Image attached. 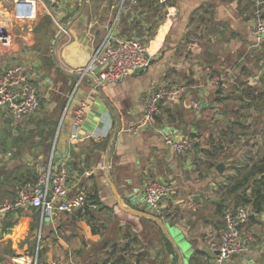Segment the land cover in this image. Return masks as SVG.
<instances>
[{"label":"crops","instance_id":"1","mask_svg":"<svg viewBox=\"0 0 264 264\" xmlns=\"http://www.w3.org/2000/svg\"><path fill=\"white\" fill-rule=\"evenodd\" d=\"M130 1L121 13L118 31L122 36L147 37L153 61L146 70L107 84L101 90L95 84V76L80 69L90 63L94 49L102 41L106 27L113 22L122 0H90L89 7L63 34L56 55L70 73L56 65L53 47L50 54L44 51L47 42L53 44L59 33L56 24L52 27L56 33L48 37L46 45L35 34L39 20L34 21L24 34L16 35L17 53L7 60L11 64L29 65L32 79L39 88L41 103L35 113L21 122H16L8 111L0 114V176L8 175L7 183L0 184L4 189L0 190V203L16 198V182L20 189L34 181L38 175L37 162H46L54 150L55 162L67 159L71 169L69 197L81 196L83 206L76 213H57L49 221L45 220L44 225L51 232L53 225L68 230L69 223H76L85 226V232L92 236L84 238L81 235L82 241L76 232L71 231L80 242L70 245L59 237L57 244L49 243L46 249L42 246L43 260L63 264H214L215 253L211 246L219 242L223 233V217L213 210L206 216L201 212L195 216L187 203L191 196L197 207L203 206L215 185L214 172L208 175L207 181L197 180V184H192L198 185L196 190L193 188L182 195L185 185L193 181L192 176L191 181H188L189 177L184 179V174L192 172L185 168L200 164L196 158L205 155V146L178 155L164 141L166 134L177 137L193 134L203 142L209 133L223 130L229 123L232 129L239 128L245 120L243 110H248L244 108L252 110L261 103L254 96L260 91L263 56L257 52L262 46L259 49L253 47L252 2L174 0L168 3L167 0H153L154 6L163 9V17L154 24L149 18H153L155 8L148 5L147 0H137V4ZM66 15L69 16L67 24L74 14ZM95 26L97 28L93 30ZM49 58L54 65L50 64ZM175 83L189 86L182 101L165 103L153 127L142 128L135 134L131 132L129 127L142 119L144 95L158 85ZM250 91L253 94L249 96ZM83 101L85 106L82 108ZM192 101H197L198 105H193ZM81 108L82 133L78 140H72L75 116ZM40 123H44L42 136L38 130ZM215 124L217 130L213 129ZM244 151L235 148L232 156H239ZM19 153L20 164L25 167L16 163L15 167L20 171L17 175L5 162L11 165ZM231 171L225 169L220 178L225 180L226 173ZM156 179L178 185L182 196L179 200L185 201L182 207L187 209L185 218L176 219L171 225L167 224L169 220L163 222L167 231L145 215H155L148 206L132 203L129 199L130 194L142 191L145 181ZM7 185L13 190L8 191L9 186L5 190ZM95 196L100 204L93 200ZM22 210L21 217L19 212L14 218L15 212L0 217V258L11 257V251L18 255L22 251L18 243L26 246L23 248L29 253L34 240L30 239V244L27 237L30 233L35 234L38 225L41 228L40 215L39 220H34V212L32 217L27 214L33 209ZM97 218H114L111 221L115 225L103 222V229L98 230L91 224ZM116 220H120L119 226ZM260 221L264 223V210L251 218L255 235L262 227ZM34 224L37 226L32 229ZM106 230L107 233L103 234ZM135 234L138 241L133 237ZM121 235L126 242H119ZM177 236L190 246L189 251L179 246ZM164 237L174 251L169 250ZM152 242L162 244L160 252L159 248L150 250ZM256 243L255 251L234 256L225 264H247L248 259L253 260L252 264H264V240ZM37 245V248L41 247L40 240ZM8 246L10 251L5 250ZM135 252L136 257L130 255Z\"/></svg>","mask_w":264,"mask_h":264},{"label":"built area","instance_id":"2","mask_svg":"<svg viewBox=\"0 0 264 264\" xmlns=\"http://www.w3.org/2000/svg\"><path fill=\"white\" fill-rule=\"evenodd\" d=\"M68 0H0V114L8 111L16 122H21L35 113L40 107L41 99L38 86L34 83L29 65L9 63L7 58L17 53L16 34L12 28L20 22L29 23L38 20L42 10H45L56 22V25L66 32L51 7L63 10ZM129 0H122L113 22L106 27L100 44L94 49L90 63L80 69L90 73L101 87L123 80L129 75L146 70L153 61L148 40L145 36H122L118 31L121 13ZM137 4V0H131ZM253 47L260 48L264 43V0H255L253 6ZM189 92V86L183 83L158 85L144 95L142 99L143 116L140 122L129 127L134 134L142 128H151L162 106L167 102L180 103ZM72 98V97H71ZM70 98V99H71ZM198 105L197 101H192ZM85 102H82V108ZM82 108L75 116V131L72 140H78L82 131ZM199 138L192 134L176 136L165 135V145L178 155H186L195 149ZM223 150L228 144L222 145ZM253 155L254 149L251 147ZM52 150L49 159L39 160L36 164L37 178L24 184L15 199L0 204V217L18 208H35L40 213L41 229L46 217L53 218V213L73 212L83 205V198L69 197L71 169L67 159L58 163ZM247 161V160H246ZM175 186L164 180H148L143 183L142 191L130 194V201L143 203L162 220H166L165 200L171 199ZM256 214L253 208L246 204H235L224 210L225 227L218 243L211 246L215 253L214 264H225L234 256H245L255 251L257 237L251 228V218ZM219 252V254H216ZM22 260V261H21ZM12 263L0 264H63L54 260H43L40 247L30 261L23 257ZM247 264L253 260L248 259Z\"/></svg>","mask_w":264,"mask_h":264},{"label":"rangeland","instance_id":"3","mask_svg":"<svg viewBox=\"0 0 264 264\" xmlns=\"http://www.w3.org/2000/svg\"><path fill=\"white\" fill-rule=\"evenodd\" d=\"M252 2V8H251V16L253 13V6H254V0H251ZM51 10L53 11V13L55 14V16L57 17L58 21L61 22V24L64 23V28L66 27L65 24L67 22V20L69 19V16L64 14L63 12L58 11L56 8H54L53 6L51 7ZM107 12L105 11V14ZM163 13V9H160L158 11H154V16L153 18H149L151 20L152 23H156L162 16ZM42 17L45 16L47 18H50V20L53 22V25L56 24L55 20L45 12V10L41 11ZM40 17V16H39ZM41 17V18H42ZM163 17V16H162ZM41 18H38V20L40 21ZM95 18V17H94ZM36 20V22L38 21ZM38 21V22H39ZM32 24H34V22H29V23H24V22H20L18 24H16L14 26V28H12V31L14 33V35H19L20 33L24 34L23 32L29 30L32 27ZM52 26L47 27V30H45V28L38 26L36 27V37L38 40H43V45H46V41L48 40V37H52L53 33H56V31H54L52 29ZM98 25V24H97ZM96 25V26H97ZM94 27L93 30H95L97 27ZM58 31L60 32L62 29L60 27H57ZM34 29V26H33ZM68 30V29H67ZM66 30V32H67ZM65 31L63 32L66 33ZM140 32V31H139ZM105 33V30H104ZM103 34V33H102ZM143 35H147L145 33H140ZM56 35V34H55ZM104 35V34H103ZM63 36V35H62ZM61 36V38H62ZM142 36V35H140ZM61 38L59 39V42L61 40ZM58 42V44H59ZM262 49L257 50V52L260 53V55L263 56V61H262V65L260 67L261 69V75H260V81L261 83L259 84L260 86V92L264 91V43L261 45ZM51 47H53V44L50 42H47L46 48L44 49V51L46 53L51 52ZM255 49H259V48H255ZM258 53V54H259ZM252 72H254V70H252ZM244 109H248V110H243L244 116H245V120L244 123L241 124V127L237 128V127H229L231 126L230 123L228 124V126H225V129L223 130H219V131H214L211 134L209 133L208 137L205 136V140L202 142L201 139H199L198 143L195 146V149H197V151L199 150V148H202V146H205V155H202V157L200 158H196L197 161L200 162V164L198 163L197 167H192L190 166H186V170L190 171L192 170V172H189L188 174H184V179L188 178V181H191V176H192V182H190L189 184L185 185V191L182 192V195L187 194L188 192L193 191V188L196 190L198 185H192V184H197V180L200 181H207L208 179V175L211 174L212 172H214L213 178L215 185L213 190L211 191L208 200L206 199L203 203H202V207H197L194 200L191 198V196H189L190 199L188 200V204L190 206L189 210L190 212L193 213V215L198 216L200 214V212L203 215H207L209 212H213L215 214H219L223 217V222H224V215L220 214L222 211H220V209H222V207L225 209L227 207H230L232 205L237 204L238 202L236 201V196L235 194H232L229 189L231 187V185L235 182L236 178L241 177L243 174H245L246 172H248V170L252 167V165L256 162H260L261 160L264 159V112L262 111V103H260L256 108L254 109H250V108H244ZM217 124L214 125V130H217L216 127ZM228 127V128H227ZM218 133L220 135H218ZM196 137H198L197 135H195ZM223 144H228V149L227 150H223L222 149V145ZM251 147H253L254 149V154H252L251 151ZM235 148H240L245 150L243 154L241 155H237V156H232V152L234 151ZM193 150V151H194ZM1 151V149H0ZM1 154V152H0ZM198 154V152H197ZM1 156H0V160H1ZM225 161V163L223 162L225 168L224 170H229L231 169V173H226V177L225 176V180L221 179L219 175H221V173L219 174L217 170V168L215 167L216 165H218V163L220 164V161ZM247 160V161H246ZM16 163L18 164L19 167H25L23 164H20V153H19V157H17L16 161L14 163H12L11 165H9V162H5V165L7 167H9V170H12L15 172V174H19L20 171L17 170V168L15 167ZM5 166V167H6ZM193 168V169H192ZM223 174V173H222ZM230 174V175H229ZM8 176V175H7ZM238 176V177H236ZM229 180H231V182H229ZM11 182V181H10ZM15 183V182H14ZM17 189L15 192H18V187L20 186L19 183H17ZM176 184V183H175ZM9 185L5 186V190H7V187ZM175 186V193L172 194V199H167L165 200V204H166V211L168 213H166V217L167 219L165 221H168L167 224L171 225L172 222H176V219H181V218H185V212L187 209H185V207H182L183 203H185V201H180L179 199H181V194L178 191V185H174ZM10 189L8 191L13 190V187L9 186ZM12 188V189H11ZM0 190H4L3 188L0 187ZM247 194L249 197H251L252 195V189L249 188L247 190ZM200 198V196H198V199ZM14 198H9L5 201H2L0 204L4 203V202H10L12 201ZM179 200V201H178ZM178 201V202H177ZM200 202V200H198ZM240 203V202H239ZM238 203V204H239ZM242 204V203H240ZM246 205H250L253 208V205L248 202L246 203ZM83 206V205H82ZM82 206H80L79 208L75 209L73 212L76 213ZM30 210L33 208H29ZM211 209V210H209ZM78 210V211H77ZM213 210V211H212ZM34 212V210H31L29 214L31 217L33 216L32 213ZM220 212V213H219ZM254 212V210H253ZM110 216H115V215H110ZM114 219V218H113ZM107 220V219H93V221L91 222V224L97 228L98 230H102L103 229V224L105 222H107L109 225H115L114 222H112L111 220ZM110 221V222H109ZM117 221V220H116ZM104 222V223H103ZM112 222V223H111ZM164 222V220H163ZM262 222V221H260ZM118 226L120 223V220L117 221ZM47 225V224H46ZM72 225V226H71ZM262 227L260 230H257V243H260L264 240V223H261ZM45 226V225H44ZM90 226V225H89ZM152 226V225H151ZM150 225H147V228H152ZM47 227V226H45ZM43 228L41 229L39 227V225L36 228L35 234L32 235V233H30V235L27 237V241H29V243L31 244L30 239L34 240V243L31 244V248L29 249V253L28 250L23 248L26 246L21 245L20 243H18V245L20 246V250L22 249L21 252H19L18 255H15V253L13 251H11L9 254L11 255V257H7V258H0V261H5L7 260L9 263L14 262L17 259H21L22 257L24 259H26V261H30L31 258L35 255L36 251H37V244L39 243L40 240V245H41V249H40V256L42 258V246H44V248L46 249L47 244L49 243H53V244H57L59 237H62L67 244L70 245H74L75 242L77 241V239L75 237H73V235L71 234L72 232H76L77 236L80 237V240L83 241L82 236H84V238H87L86 236H92L89 232H85V226H81L79 224L76 223H69V228L68 230H66L65 228H60V227H56V226H51L52 231H48L49 227L47 228ZM121 228V227H120ZM108 230H106V232H102L103 234H106ZM92 233H94L92 231ZM180 235V234H179ZM133 237L135 238L136 241L139 240V238L133 235ZM132 237V239H133ZM259 238V240H258ZM260 241V242H259ZM80 241H77V244ZM119 242H126L124 236L121 235V237H119ZM177 243L179 244V246L184 250V251H189L190 250V246L187 245V243L185 241L182 240L181 237L177 236ZM161 243H157V245H154V243H151V247L150 250H155V248H159L160 250L158 252L161 251ZM147 248V247H146ZM139 247H137L136 250H138ZM6 251H10V247L8 246L7 248H5ZM156 251V250H155ZM92 253V252H91ZM145 253V252H144ZM31 255V257H30ZM130 255L133 256H137V253H130ZM152 256V253H151Z\"/></svg>","mask_w":264,"mask_h":264},{"label":"trees","instance_id":"4","mask_svg":"<svg viewBox=\"0 0 264 264\" xmlns=\"http://www.w3.org/2000/svg\"><path fill=\"white\" fill-rule=\"evenodd\" d=\"M167 1H168V3H172L174 0H167ZM146 3L148 5H152L155 8V11L160 10L159 5H157V6L153 5V0H147ZM40 16L42 17L41 13H40ZM52 25H53V22L50 20V18L43 16L41 18L40 22L36 25V27L41 26V27L45 28V30H47V32H48L47 27H50ZM35 30H36V28H35ZM49 60H50V64L54 65V63L51 61V58H49ZM251 93L252 92L250 91L247 93V95L250 96ZM254 96H255V98L258 97V99H260V101L262 103V111H263L264 91L263 92L259 91L258 93H255ZM43 125H44V123H40L38 125V130H39L41 136H42V134H43L42 132L44 130ZM30 175L31 174L29 173V176ZM0 177L3 178V182L0 184H6L8 181V176L6 177V175H1ZM30 181H31V179H30ZM249 188L252 189L251 197H249L247 194V190ZM229 191L232 194H235L236 201L238 203L240 202L242 204H246V203L250 202L253 205L254 212L255 213H261L264 210V159L261 160L260 162L254 163L252 165V167L248 170V172L243 174L241 177L236 178L235 182L231 185ZM92 198L97 204L101 203L98 196H95ZM33 210L35 213L33 219L39 220V215H40L39 211L35 208H33ZM224 210H225V207L224 208L222 207V209H220V211H222L223 213H224ZM22 211L19 212L20 217L22 216V214H21ZM11 224L14 225V223H11ZM36 226H37V224H34L32 226V229H34ZM164 240L167 242L169 250L174 251L170 241H168V239L166 237H164ZM174 264H176V262H174Z\"/></svg>","mask_w":264,"mask_h":264},{"label":"water","instance_id":"5","mask_svg":"<svg viewBox=\"0 0 264 264\" xmlns=\"http://www.w3.org/2000/svg\"><path fill=\"white\" fill-rule=\"evenodd\" d=\"M89 4H90V0H68V1L66 2V5H65V7L63 8V11H62V12H64L65 14H69V13H70V14H74V15L72 16L70 22L66 24V27H65L66 30L70 27V25H71L75 20H77V19L79 18L80 14H82V12L84 11V9L89 7ZM63 32H64V30H61V31L57 34V36H56V38H55V40H54V42H53V52H54L53 58H54V61H55L56 65H57L60 69H62V70H63L64 72H66V73H70L66 68H64V67L60 64V62H59V60H58V58H57V55H56V48H57V45H58L59 39H60L61 36L63 35ZM1 69H2V68H1V66H0V70H1ZM95 84H96V86H98V88L101 90L102 87H101L100 85H98L96 81H95ZM263 112H264V107H263ZM17 140H18V139H17ZM38 145H39V144H38ZM224 168H225V166H224L223 163H220V164L217 165V170H218L220 173H222V172L224 171ZM21 210H22L21 208H18L16 212H20ZM16 212L13 213V218L15 217ZM56 215H57V212H54V213H53V217L56 216ZM145 215H147V216H149L150 218L156 220V221H157V222H158V223L164 228V230L167 231V229L163 226V221H162L161 218H159V217H157V216H155V215H151V214H145ZM50 219H51V217H49V216L46 217V221H49ZM6 221H8V220H6ZM175 249H176V248H175ZM216 254H219V252H216Z\"/></svg>","mask_w":264,"mask_h":264},{"label":"clouds","instance_id":"6","mask_svg":"<svg viewBox=\"0 0 264 264\" xmlns=\"http://www.w3.org/2000/svg\"><path fill=\"white\" fill-rule=\"evenodd\" d=\"M187 85V84H186ZM188 86V85H187ZM193 135V134H192Z\"/></svg>","mask_w":264,"mask_h":264}]
</instances>
